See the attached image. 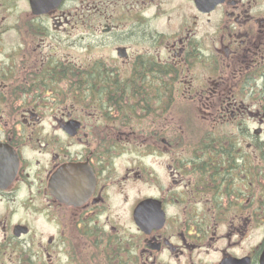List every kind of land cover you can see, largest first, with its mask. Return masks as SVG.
I'll use <instances>...</instances> for the list:
<instances>
[{
    "label": "flooded vegetation",
    "instance_id": "obj_1",
    "mask_svg": "<svg viewBox=\"0 0 264 264\" xmlns=\"http://www.w3.org/2000/svg\"><path fill=\"white\" fill-rule=\"evenodd\" d=\"M0 264H264V0H0Z\"/></svg>",
    "mask_w": 264,
    "mask_h": 264
}]
</instances>
